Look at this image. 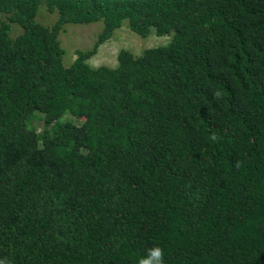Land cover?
Returning a JSON list of instances; mask_svg holds the SVG:
<instances>
[{"label":"trees","instance_id":"trees-1","mask_svg":"<svg viewBox=\"0 0 264 264\" xmlns=\"http://www.w3.org/2000/svg\"><path fill=\"white\" fill-rule=\"evenodd\" d=\"M0 13V264H137L154 245L165 264H264V0H0ZM126 20L172 39L92 66ZM95 22L66 66L65 26Z\"/></svg>","mask_w":264,"mask_h":264},{"label":"rangeland","instance_id":"rangeland-1","mask_svg":"<svg viewBox=\"0 0 264 264\" xmlns=\"http://www.w3.org/2000/svg\"><path fill=\"white\" fill-rule=\"evenodd\" d=\"M4 15L0 13V19ZM57 18L56 14H51L47 11L45 6H41L38 17L40 22L46 26H51ZM18 28L13 31L11 35L15 37V34L22 32L21 26L14 24ZM104 28L103 22H95L91 24H68L65 26V30L60 35L61 46L65 50L64 64L70 66L77 58V50L91 49L97 41V38ZM20 31V32H19ZM14 32V35H13ZM172 39V36H158L155 30L147 38H142L135 32H133L128 26L127 20L123 25L116 29L114 35L108 39L105 43L100 45L98 53L94 55L88 62L95 67L106 65L109 67L118 66V53L121 49H127L135 55H141L146 49L155 46L167 45ZM67 118H72L79 124L81 128H84V120L68 114ZM38 125L42 127V123L38 122Z\"/></svg>","mask_w":264,"mask_h":264},{"label":"clouds","instance_id":"clouds-1","mask_svg":"<svg viewBox=\"0 0 264 264\" xmlns=\"http://www.w3.org/2000/svg\"><path fill=\"white\" fill-rule=\"evenodd\" d=\"M137 264H165L164 249L159 245L148 248L145 254L138 259Z\"/></svg>","mask_w":264,"mask_h":264}]
</instances>
